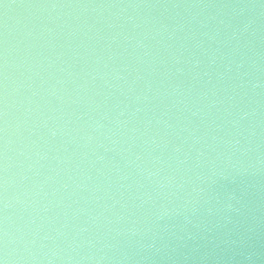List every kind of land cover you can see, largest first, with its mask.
<instances>
[{
    "label": "water",
    "instance_id": "water-1",
    "mask_svg": "<svg viewBox=\"0 0 264 264\" xmlns=\"http://www.w3.org/2000/svg\"><path fill=\"white\" fill-rule=\"evenodd\" d=\"M2 264H264V0H0Z\"/></svg>",
    "mask_w": 264,
    "mask_h": 264
},
{
    "label": "snow or ice",
    "instance_id": "snow-or-ice-1",
    "mask_svg": "<svg viewBox=\"0 0 264 264\" xmlns=\"http://www.w3.org/2000/svg\"><path fill=\"white\" fill-rule=\"evenodd\" d=\"M0 264H2V262H0Z\"/></svg>",
    "mask_w": 264,
    "mask_h": 264
}]
</instances>
